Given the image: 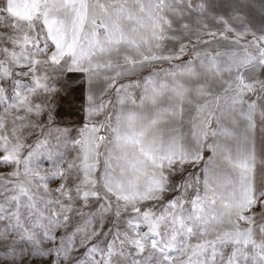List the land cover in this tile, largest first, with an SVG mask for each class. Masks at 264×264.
Wrapping results in <instances>:
<instances>
[{
  "label": "snow or ice",
  "instance_id": "1",
  "mask_svg": "<svg viewBox=\"0 0 264 264\" xmlns=\"http://www.w3.org/2000/svg\"><path fill=\"white\" fill-rule=\"evenodd\" d=\"M0 264H264V0H0Z\"/></svg>",
  "mask_w": 264,
  "mask_h": 264
}]
</instances>
